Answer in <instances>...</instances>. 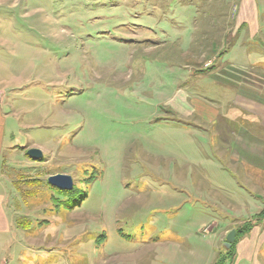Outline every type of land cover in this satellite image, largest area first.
Wrapping results in <instances>:
<instances>
[{
  "label": "rangeland",
  "instance_id": "rangeland-1",
  "mask_svg": "<svg viewBox=\"0 0 264 264\" xmlns=\"http://www.w3.org/2000/svg\"><path fill=\"white\" fill-rule=\"evenodd\" d=\"M220 14L198 0H0L1 99L14 115L0 264H264L236 253L264 213L232 222L241 196L198 124V85H212L198 75L228 48L233 19ZM239 42L262 46L264 28ZM59 173L72 194L48 183Z\"/></svg>",
  "mask_w": 264,
  "mask_h": 264
},
{
  "label": "crops",
  "instance_id": "crops-1",
  "mask_svg": "<svg viewBox=\"0 0 264 264\" xmlns=\"http://www.w3.org/2000/svg\"><path fill=\"white\" fill-rule=\"evenodd\" d=\"M231 2L224 6L198 0V12L221 13L233 20L221 32L228 43L221 61L198 75V82L208 78L212 85H198L197 109L198 124L204 126L200 131L213 134L215 156L232 179L231 193L241 196L240 204L230 205L232 222H241L253 220L264 210V42L245 49L239 45V41L241 46L255 41L261 33L264 25L259 18L264 17V6L259 0ZM237 50L245 51L243 58L236 57ZM2 92L0 87V233L9 234L12 219L1 173L9 146V120L14 115L5 110ZM9 149L11 156L15 149ZM241 210L245 212L239 213ZM254 223L237 244L236 253L247 258L264 257V216Z\"/></svg>",
  "mask_w": 264,
  "mask_h": 264
},
{
  "label": "water",
  "instance_id": "water-1",
  "mask_svg": "<svg viewBox=\"0 0 264 264\" xmlns=\"http://www.w3.org/2000/svg\"><path fill=\"white\" fill-rule=\"evenodd\" d=\"M29 157L33 159H40L43 157V152L39 148H30L27 150ZM48 182L61 190H72L74 188V181L71 175L68 174H54L48 178ZM236 235V230H232L228 235L229 241H234ZM228 247L231 246V243H226Z\"/></svg>",
  "mask_w": 264,
  "mask_h": 264
},
{
  "label": "trees",
  "instance_id": "trees-1",
  "mask_svg": "<svg viewBox=\"0 0 264 264\" xmlns=\"http://www.w3.org/2000/svg\"><path fill=\"white\" fill-rule=\"evenodd\" d=\"M26 154H27V151H26ZM27 156H29L28 154H27ZM49 183V182H48ZM50 184V183H49ZM51 185V184H50ZM52 186V185H51ZM52 187H54V186H52ZM55 188H57V187H55ZM57 189H59V188H57ZM75 189V187L72 189V190H61V189H59L60 191H62V192H65V193H67V195H70V194H72L73 193V190ZM261 213H264V211L263 212H261ZM237 242V241H236ZM216 264H218V263H216Z\"/></svg>",
  "mask_w": 264,
  "mask_h": 264
}]
</instances>
